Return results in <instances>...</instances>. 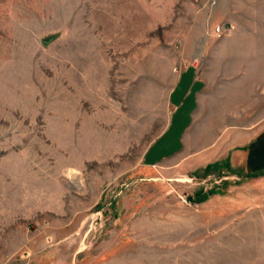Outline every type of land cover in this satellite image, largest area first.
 <instances>
[{
	"label": "rangeland",
	"instance_id": "374dc122",
	"mask_svg": "<svg viewBox=\"0 0 264 264\" xmlns=\"http://www.w3.org/2000/svg\"><path fill=\"white\" fill-rule=\"evenodd\" d=\"M262 132L264 0H0V264H264Z\"/></svg>",
	"mask_w": 264,
	"mask_h": 264
},
{
	"label": "crops",
	"instance_id": "0c3cea01",
	"mask_svg": "<svg viewBox=\"0 0 264 264\" xmlns=\"http://www.w3.org/2000/svg\"><path fill=\"white\" fill-rule=\"evenodd\" d=\"M229 26L227 24V27ZM182 54L181 57L183 59L195 57L186 51L182 52ZM200 83H202V79L195 64L180 67L169 94L170 122L166 128V133L150 147V154L157 156V154L169 153L172 149L171 147L176 144L175 139L181 137L182 130L185 129L190 118L194 116L199 103ZM171 138L175 144L170 143L169 140ZM237 154L239 155L238 158L241 159V167L244 170L249 172L264 170V132L258 134L242 152Z\"/></svg>",
	"mask_w": 264,
	"mask_h": 264
},
{
	"label": "built area",
	"instance_id": "2783aa9c",
	"mask_svg": "<svg viewBox=\"0 0 264 264\" xmlns=\"http://www.w3.org/2000/svg\"><path fill=\"white\" fill-rule=\"evenodd\" d=\"M229 27H227L226 25H220V26H217L215 29H214V34L216 37H221L222 35H224L226 33V31L228 30Z\"/></svg>",
	"mask_w": 264,
	"mask_h": 264
}]
</instances>
